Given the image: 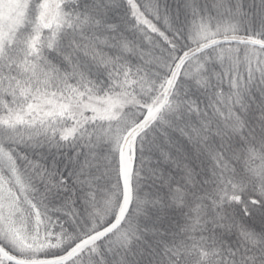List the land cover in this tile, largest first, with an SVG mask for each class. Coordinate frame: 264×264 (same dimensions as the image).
Here are the masks:
<instances>
[{
  "label": "snow or ice",
  "instance_id": "obj_1",
  "mask_svg": "<svg viewBox=\"0 0 264 264\" xmlns=\"http://www.w3.org/2000/svg\"><path fill=\"white\" fill-rule=\"evenodd\" d=\"M0 264H264V0H0Z\"/></svg>",
  "mask_w": 264,
  "mask_h": 264
}]
</instances>
